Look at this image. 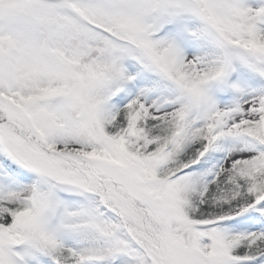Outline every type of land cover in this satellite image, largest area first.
Segmentation results:
<instances>
[{"label": "snow or ice", "instance_id": "snow-or-ice-1", "mask_svg": "<svg viewBox=\"0 0 264 264\" xmlns=\"http://www.w3.org/2000/svg\"><path fill=\"white\" fill-rule=\"evenodd\" d=\"M0 264H264V0H0Z\"/></svg>", "mask_w": 264, "mask_h": 264}]
</instances>
